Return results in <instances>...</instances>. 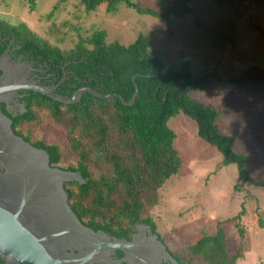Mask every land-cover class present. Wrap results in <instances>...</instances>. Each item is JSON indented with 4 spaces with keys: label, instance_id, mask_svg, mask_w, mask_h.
Wrapping results in <instances>:
<instances>
[{
    "label": "trees",
    "instance_id": "16d2710c",
    "mask_svg": "<svg viewBox=\"0 0 264 264\" xmlns=\"http://www.w3.org/2000/svg\"><path fill=\"white\" fill-rule=\"evenodd\" d=\"M24 1L35 6L36 0ZM80 1L87 12L98 7L115 12L119 4L153 17L168 18L170 14L180 16L190 11V0H183L179 9L168 8L164 14L141 7L133 0ZM11 37L20 46L15 54L46 62L51 71L61 75L66 69L72 70L73 81L80 80L78 87L86 85L103 94L117 93L129 101L135 91L134 79L138 86L132 105L123 104L118 97L99 98L90 93H83L79 102L66 105L32 91L24 97V112L14 117L1 104L2 111L12 120L15 134L44 149L50 166L81 174L84 182H67L65 187L70 207L84 225L116 233L129 232L135 222H140L156 231L149 210L158 201V189L178 173L182 163L174 146L176 135L167 125L180 112L196 123L199 139L221 154L223 165L237 166L239 182L264 188V171L252 167L250 153L235 148L249 129L225 133L219 123L224 111L192 96L207 89L211 77L193 75L186 65L177 70L167 64L159 51L151 48L147 35L139 34L134 42L123 45L118 41L106 43L105 32L97 30L71 50L61 51L25 24L11 25L0 18V55ZM44 109L67 128L62 142L33 138L31 130L20 128L34 122L36 112ZM256 122L264 128L259 120ZM251 169L260 175H254ZM238 189L236 184L234 190ZM244 213L241 208L236 215L221 221L213 235H204L178 251L180 262L237 264L243 257L245 231L239 220ZM230 225L237 228L242 239L234 253L228 250ZM259 226L264 227L261 219Z\"/></svg>",
    "mask_w": 264,
    "mask_h": 264
},
{
    "label": "rangeland",
    "instance_id": "374dc122",
    "mask_svg": "<svg viewBox=\"0 0 264 264\" xmlns=\"http://www.w3.org/2000/svg\"><path fill=\"white\" fill-rule=\"evenodd\" d=\"M133 1L160 14L183 3ZM187 6L188 13L165 18L141 15L125 4L115 12L100 7L87 12L80 0H36L34 7L24 0H0V18L25 24L61 51L97 30L105 32L106 43L123 45L147 35L167 64L177 70L186 65L193 75L211 77L207 89L192 96L224 111L219 123L225 133L249 129L235 148L250 153L252 167L264 171V128L256 122L264 124V0H190ZM36 114L34 122L20 128L31 130L33 138L62 142L67 128L48 110ZM167 125L176 135L174 146L182 163L158 189V201L149 210L157 234L178 252L213 235L221 221L243 208V241L230 225L228 250L236 252L242 241L243 257L237 264H264V227L259 226L260 219L264 222V188L239 182L237 166L222 164L221 154L199 139L188 116L180 112Z\"/></svg>",
    "mask_w": 264,
    "mask_h": 264
},
{
    "label": "water",
    "instance_id": "95a60500",
    "mask_svg": "<svg viewBox=\"0 0 264 264\" xmlns=\"http://www.w3.org/2000/svg\"><path fill=\"white\" fill-rule=\"evenodd\" d=\"M30 68L29 64L13 60L8 48L0 55V258L14 264H90L102 249L127 252L135 246L134 242L107 241L102 232L81 223L70 207L64 186L66 182H84L81 174L50 166L44 149L15 134L12 120L2 111L1 104L7 111L9 101L19 91H32L66 105L79 101L83 93L99 98L118 97L123 104L132 105L138 95L135 79V91L129 101L120 94H103L89 86L67 97L58 93L55 86L29 79L26 72ZM14 105L25 109L17 101ZM156 245L165 252L162 243Z\"/></svg>",
    "mask_w": 264,
    "mask_h": 264
},
{
    "label": "flooded vegetation",
    "instance_id": "af4514ba",
    "mask_svg": "<svg viewBox=\"0 0 264 264\" xmlns=\"http://www.w3.org/2000/svg\"><path fill=\"white\" fill-rule=\"evenodd\" d=\"M19 47L20 46L16 43L13 37H11L6 49L8 48V53L13 60L30 65L31 68L26 72L29 79H33L43 85L55 86L56 91L65 96H67L68 93H71V96L79 88L86 86L82 85L78 87L80 80L78 82L73 81V72L70 69L64 70L63 75H61L59 71H51L46 62H41L37 58L28 55L15 54L14 52L18 50ZM67 63L68 62L64 63V66H66ZM64 66L62 68H64ZM74 79H76V76H74ZM26 92L27 91H19L18 96H15L9 101L10 108L7 110V113H10V115L14 117L18 113L24 112V109L16 107L14 104L15 101H17L21 106H25L24 97L26 96ZM139 225H141L142 228L139 227ZM84 226L90 228L87 225ZM94 231L102 232L105 235L104 239L107 241L112 242L118 240L125 243L134 242L135 246L127 252L120 249H102L95 260L91 261L90 264H175L174 262H176V264H182L176 254L177 251L172 250L157 232L147 224L135 222L133 230L131 229L129 232L118 231L113 233L101 229ZM154 235H156L155 239L153 238ZM159 243H162V245L165 246V252L159 250L158 245H156ZM70 252L71 250L68 249L67 253ZM75 253H77V250H75ZM167 255L170 258H168ZM0 264L14 263H7L0 258Z\"/></svg>",
    "mask_w": 264,
    "mask_h": 264
}]
</instances>
